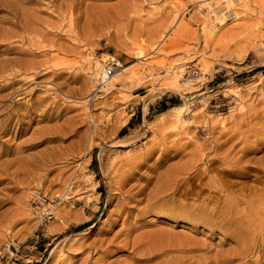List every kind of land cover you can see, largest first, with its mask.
<instances>
[{
  "label": "rangeland",
  "instance_id": "rangeland-1",
  "mask_svg": "<svg viewBox=\"0 0 264 264\" xmlns=\"http://www.w3.org/2000/svg\"><path fill=\"white\" fill-rule=\"evenodd\" d=\"M202 1L0 0V251L264 264V0Z\"/></svg>",
  "mask_w": 264,
  "mask_h": 264
},
{
  "label": "bare ground",
  "instance_id": "bare-ground-1",
  "mask_svg": "<svg viewBox=\"0 0 264 264\" xmlns=\"http://www.w3.org/2000/svg\"><path fill=\"white\" fill-rule=\"evenodd\" d=\"M53 1H55V0H50V3H52ZM49 2V1H48ZM204 4H205V6H206V8L208 9V11H211L210 9L212 8V6L209 4V3H207V0H203L202 1ZM202 3V4H203ZM49 4V3H48ZM52 6H54V10L57 12V13H59V15H61V17H62V20H64V19H66V18H68L69 19V24L71 25V23H72V16H73V13L75 12V10L76 9H78L77 8V2H76V0H60V3H59V5H57V6H55L53 3H52ZM231 9H232V7H231V5H229V3H225L224 4V11H225V13H227V12H231ZM86 10H88L87 9V7H86ZM104 10H106V9H104ZM77 11V10H76ZM198 11H200V10H198ZM14 13V12H13ZM211 13H212V11H211ZM221 13V12H220ZM225 13H222V14H220V17L218 18V16H217V21L216 22H218L217 24H219V26H222V25H224L225 24V22L227 21V17L225 16ZM234 13V12H233ZM16 14V13H15ZM15 14L13 15L12 13H11V15L13 16V17H15ZM79 14V13H78ZM228 14V13H227ZM85 15V14H84ZM11 16V17H12ZM79 16V15H78ZM236 16V15H235ZM12 17V18H13ZM11 18V19H12ZM75 18V17H74ZM73 18V19H74ZM16 19V18H15ZM14 20V19H13ZM13 20H11L13 23L15 22V21H13ZM77 20H79V19H77ZM17 21V20H16ZM60 23V22H59ZM15 24V23H14ZM13 25V24H12ZM16 26V25H15ZM26 27V25L25 26H23V28H25ZM208 28V27H207ZM202 30H204V32H207V30H206V28H205V26H203V28H202ZM8 31V30H7ZM3 32H4V30H3ZM38 32H40V31H38ZM203 32V33H204ZM12 33V32H11ZM16 34V33H15ZM21 36V35H20ZM44 36V35H43ZM39 37V36H38ZM2 39V38H1ZM0 39V40H1ZM17 39H19V37L17 38ZM21 39H22V37H21ZM26 39V38H25ZM24 39V40H25ZM163 40V39H162ZM22 42V41H21ZM37 42V41H36ZM27 43H28V40H27ZM48 44V43H47ZM29 45H31V43L29 42ZM36 49V48H35ZM39 50V49H38ZM26 52H28V51H26ZM25 52V53H26ZM21 52H19V50H18V54H20ZM20 60H22V59H20ZM20 60H17V59H15V60H12V61H5V62H3V64H5V65H15V66H17V70L16 69H11V68H9V70H11V72H10V74H7V76L8 77H11L13 80L15 79V77L16 76H18V75H20L19 73H25V72H29V71H31V70H33L34 68H32L31 67V65H29V64H26V63H24V62H22V61H20ZM0 63H2V62H0ZM2 66V65H1ZM14 68V67H13ZM1 69V68H0ZM7 69V68H6ZM35 72V71H34ZM7 73V72H6ZM34 76L35 75H37L36 73H34L33 74ZM1 79V78H0ZM3 79V78H2ZM1 79V80H2ZM11 81V80H10ZM20 81V80H19ZM18 81L16 80V81H12V82H10L9 84H8V86H12V85H14V84H16ZM21 82V81H20ZM7 83V82H6ZM56 87V86H55ZM57 87H60L59 85H57ZM67 93H69V90H67L64 94L66 95ZM69 95H71V94H69ZM68 96V95H67ZM175 111H177V112H181V108H173ZM173 110V111H174ZM183 112V111H182ZM180 114V113H179ZM181 116V115H180ZM227 175H229V173L227 174ZM226 176V175H225ZM219 181H221V180H219ZM222 183V182H221ZM221 183L219 182V184L221 185ZM221 187H222V185H221ZM223 188V187H222ZM229 204V203H228ZM234 204V203H233ZM229 217V216H228ZM241 251V253H242V251L243 250H240ZM240 255V254H239ZM238 255V256H239ZM245 255H246V252H245ZM241 256V255H240Z\"/></svg>",
  "mask_w": 264,
  "mask_h": 264
},
{
  "label": "built area",
  "instance_id": "built-area-1",
  "mask_svg": "<svg viewBox=\"0 0 264 264\" xmlns=\"http://www.w3.org/2000/svg\"><path fill=\"white\" fill-rule=\"evenodd\" d=\"M118 67V64L114 61L111 62V64L107 65L100 76L101 83H105L110 77H112L115 74L116 68ZM37 202L40 204L45 203V199L40 197L39 195L34 196ZM33 198V199H34ZM51 203H48L47 206L44 208V218L50 219L53 216V213L51 209L53 207L50 206ZM12 249L9 251L3 249L0 251V264H23L21 261V256L19 253V246L12 245Z\"/></svg>",
  "mask_w": 264,
  "mask_h": 264
},
{
  "label": "trees",
  "instance_id": "trees-1",
  "mask_svg": "<svg viewBox=\"0 0 264 264\" xmlns=\"http://www.w3.org/2000/svg\"><path fill=\"white\" fill-rule=\"evenodd\" d=\"M163 109L165 110L167 109V107H163ZM130 125H131V121L128 123L127 128L130 127Z\"/></svg>",
  "mask_w": 264,
  "mask_h": 264
}]
</instances>
